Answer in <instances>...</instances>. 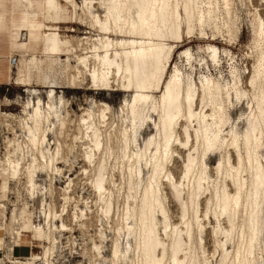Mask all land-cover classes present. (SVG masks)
<instances>
[{"label": "rangeland", "instance_id": "rangeland-1", "mask_svg": "<svg viewBox=\"0 0 264 264\" xmlns=\"http://www.w3.org/2000/svg\"><path fill=\"white\" fill-rule=\"evenodd\" d=\"M14 1L15 5H0V23L4 24V27L0 24V56H4L0 59H7L6 67L11 68L13 76V80L7 84L0 83V264H116L112 261L116 244L123 252L122 261L118 264H141V253L136 251V233H127L126 225L136 228V231L139 228L135 216H126V213L128 207L131 210L139 208L143 189L148 182L149 169L144 163L137 165L133 161L136 155L145 151L146 142L151 137L158 139L155 128V123L159 122L158 116L150 113L152 119L138 123L132 137L128 110L131 96L116 91L101 94L95 90L88 92L87 89L92 87L87 72L84 73L83 89L65 88L69 78L75 74L71 67L66 75L58 77L60 87L56 89L53 99L57 112L49 117L51 125L46 131L47 142L42 145V150L34 149L27 128L33 110L29 102L36 103L40 97L44 102L42 108L47 110L44 105L51 88L37 84L36 77H33L31 87L15 84L18 68L17 65L10 66L9 58L19 61L23 57H36L43 60L46 70L48 61L42 55L44 45L41 39L47 33L44 28L46 24L52 29H59L57 33L66 42L65 49H75L69 56L60 57L62 62L69 57L73 66L77 56L91 55L88 52L92 40L101 35L83 8L87 0H56L49 16L46 0ZM218 2L220 9L216 13V24L220 32L212 26L206 29L208 35L205 37L196 27L189 36L185 29L180 43L168 42L174 46V52L165 77L169 80L175 68H178L185 83L193 80L200 85L206 77L231 85L236 83L240 93L246 95L238 98L233 94L231 104H227L230 121L224 135L229 136L232 129L244 134L253 104L250 81L259 53L264 55V44L256 48L254 42L257 17L264 22V0H230L231 16L223 0ZM98 6L94 11L103 16L104 12L98 10ZM22 16L25 29L17 32L10 21ZM30 34L32 44L26 50H12L11 46L26 44ZM210 46L218 49V61L213 60ZM152 95L156 100L161 97L159 92ZM199 103L197 105L201 110ZM104 110L105 117L102 118ZM88 115H91L90 121L98 126L100 149H94L90 140L92 134L86 133L82 119L88 118ZM42 131L38 134L40 139ZM125 132L129 140L124 138ZM178 136L183 142L186 141L182 131ZM193 139L195 141L194 135ZM193 147L191 143L186 147H175L166 172L179 183L183 192L181 198H185L188 205L185 220L193 225V254L201 258L202 264H222L226 256L223 246L231 258L238 248L243 251L249 237L248 228L243 224L245 213L241 212L238 216L237 227L230 241L225 234L230 232V226L224 217L214 215L215 199L212 198L215 189L220 188L224 180V176L217 171L220 163L227 164L226 154L221 151L207 155L202 171L204 188L196 204L191 205L188 193L198 173L190 174L189 179L185 180L184 166L194 151ZM260 160L264 164V147ZM231 162L237 164L236 156L233 155ZM101 167L106 190L102 195L95 188ZM139 168L142 170L141 182H135L130 189V169L137 175ZM247 175V172L243 173L249 182ZM165 180L166 177L162 176L158 189L170 226L165 230V220L159 216L157 229L161 240L169 247L173 229H179L184 234L185 227L182 203L175 197L170 184L162 183ZM229 189L234 192L231 184ZM105 203L111 205L109 213H105ZM196 218H199L198 222ZM19 247L27 250V255L19 257L16 252ZM255 254L259 258L258 264H264V228L261 245L256 247Z\"/></svg>", "mask_w": 264, "mask_h": 264}, {"label": "bare ground", "instance_id": "bare-ground-1", "mask_svg": "<svg viewBox=\"0 0 264 264\" xmlns=\"http://www.w3.org/2000/svg\"><path fill=\"white\" fill-rule=\"evenodd\" d=\"M55 1L46 0L48 16L50 8H55ZM223 2L226 4L228 15L231 16L232 3L230 0ZM71 3L75 8L77 7L73 1ZM85 5L83 8L94 21L93 27L97 28L101 35L100 38L92 40V47L88 52L91 55L77 56L75 66L71 64L69 57L62 62L60 57L69 56L75 49H65L66 42H63L57 33L59 29L57 27L52 29L46 24L44 28L47 33L42 36L44 45L42 55L48 61L47 69L44 70L43 60H38L36 57L16 60L18 73L15 84L31 87L34 84L33 77H36L37 84L51 88L47 96L48 101L44 105L47 110L42 108L44 102L40 97L37 98L36 103L29 102L33 110L27 128L33 148L42 150V145L47 142L46 131L51 125L49 117L57 112L53 99L56 89L60 87L58 77L66 75L69 68L72 67L75 74L72 78L68 77L69 82L65 88L83 89L84 73L87 72L92 87L87 89L88 92L95 90L97 94L108 91L128 93L132 98L128 103L132 137L135 136L134 131L138 123L143 124L146 120L152 119L150 113L157 114L159 120L155 123L158 139L151 137L146 142L145 151L136 155L133 161L137 165L144 163L146 169H149V177L142 192L139 208L131 210L128 207L126 213V216H135L139 228L136 231V228L126 225L127 233H136V251L139 250L141 253V264L167 262L202 264L201 258L193 254V225L191 221L185 220L188 210L186 199L181 198L183 192L179 183L166 172L167 163L174 153L173 149L179 145L186 147L189 143L194 146V151L190 150L192 154L190 153L185 163L184 178L188 180L190 174L198 173L188 193L191 205L196 204L204 188L202 171L206 165L207 155L221 151L226 154L227 164L220 163L217 171L224 176V180L220 188L218 186L215 189L212 198L215 199L214 215L224 217L230 226V232L225 233L230 241L232 232L237 227L238 216L241 212L245 213L243 224L248 228L249 237L243 251L238 248L231 258L223 246L226 256L222 264H258L259 258L255 251L256 247L259 248L261 245L264 228V164L260 160L261 150L264 147V55L262 52L259 53L250 81L253 89V95L251 94L253 104L247 129L244 134L232 129L227 136L224 135L230 121L227 104H231L233 94L238 98L245 94L240 93L236 83L231 85L208 77L200 85L193 80L185 83L178 68H175L169 80L165 77L174 52V46L169 45L168 42L180 43L185 29L190 36L197 27L201 36L205 37L208 35L206 29L212 26L215 31L220 30L216 24L218 21L216 13L220 9L218 0H98L97 2L87 0ZM96 5H99L98 10H103V16H99L94 11ZM50 31L53 33H48ZM254 42L256 48L264 44V22L260 17H257V22L254 24ZM209 48H212L213 60L218 61V49L214 46ZM12 58H9L10 66H12ZM153 92L161 93V97L156 100L152 95ZM198 102L201 103V110L198 108ZM101 115L102 118L105 117V110ZM90 116L83 118L82 121L86 133L92 134L90 140L94 149H100L98 126L90 121ZM42 129L43 135L40 139L38 134ZM179 131L184 133L185 142L178 136ZM126 133L124 138L129 140ZM124 147H127L126 142ZM233 155L236 156V165L231 162ZM41 156L44 158L43 151ZM102 169V167L99 169L95 181V188L101 195L106 193ZM246 172L249 175V182L243 177V173ZM141 175L140 168L137 175L130 169L128 181L130 189L135 182H141ZM162 176L166 177L162 183H169L175 197L182 203L185 227L184 234L179 229H173L171 236L169 235L171 243L168 248L161 240L157 229L159 216L165 220V230L170 226L158 189ZM230 184L234 187V192L229 189ZM110 207L109 203H105V213L110 212ZM196 220L198 222L199 218ZM122 254L120 246L114 245L112 261L116 264L121 262Z\"/></svg>", "mask_w": 264, "mask_h": 264}, {"label": "crops", "instance_id": "crops-1", "mask_svg": "<svg viewBox=\"0 0 264 264\" xmlns=\"http://www.w3.org/2000/svg\"><path fill=\"white\" fill-rule=\"evenodd\" d=\"M6 3H11V4H14L15 5V1L14 0H11V1H3V0H0V5H3V4H6ZM3 21V20H2ZM3 24V22H1ZM0 23V24H1ZM10 25L12 28H14L17 32L25 29V23H24V19H23V16L20 18V19H11L10 21ZM2 27H4V24L2 25ZM42 39V42H43V37H41ZM32 40H31V34L29 35V39H28V42L26 44H19V45H15V46H11L12 50L15 51V50H20V49H24L26 50L32 43ZM0 57H4V56H0ZM7 62V59H0V83H5L7 84V82L9 81H12L13 80V76L11 75V68H7L6 67V63ZM23 251V252H21ZM17 252V255L19 257H24L25 255H27L28 251L25 250V249H20V247L16 250ZM12 253L14 254V249L12 251ZM14 257V256H13Z\"/></svg>", "mask_w": 264, "mask_h": 264}, {"label": "built area", "instance_id": "built-area-1", "mask_svg": "<svg viewBox=\"0 0 264 264\" xmlns=\"http://www.w3.org/2000/svg\"><path fill=\"white\" fill-rule=\"evenodd\" d=\"M16 58H12V65H16Z\"/></svg>", "mask_w": 264, "mask_h": 264}]
</instances>
